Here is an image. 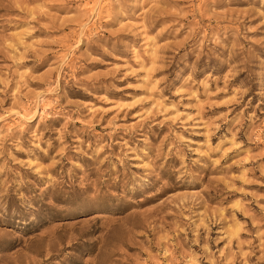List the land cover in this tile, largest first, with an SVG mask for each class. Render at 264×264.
<instances>
[{
  "label": "rangeland",
  "instance_id": "374dc122",
  "mask_svg": "<svg viewBox=\"0 0 264 264\" xmlns=\"http://www.w3.org/2000/svg\"><path fill=\"white\" fill-rule=\"evenodd\" d=\"M0 264H264V0H0Z\"/></svg>",
  "mask_w": 264,
  "mask_h": 264
}]
</instances>
